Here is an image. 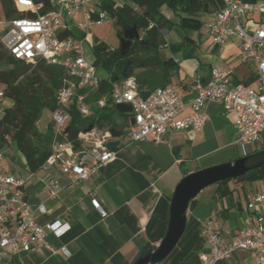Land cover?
<instances>
[{
  "label": "crops",
  "instance_id": "1",
  "mask_svg": "<svg viewBox=\"0 0 264 264\" xmlns=\"http://www.w3.org/2000/svg\"><path fill=\"white\" fill-rule=\"evenodd\" d=\"M102 1L92 0L90 4L94 3L97 10H89L93 14L100 11L98 6ZM113 1L118 5L125 3V0ZM202 2V11L196 15L202 25L198 31L180 29L171 12L164 11L165 18L173 24L169 32L164 30L165 46L160 48L165 60L172 59L166 86L174 88L182 103L194 96L191 89L194 78L199 77L200 83L205 85L213 67L228 72L231 87L242 85L257 89L259 86L256 67L243 60L239 41L231 39L225 45H216L207 34L206 24L223 8V1ZM76 17L80 20L81 13ZM260 20L255 15L243 22V26L251 33ZM69 32L81 41L83 55L85 47L92 50L94 38L88 29L72 26ZM186 39L182 50L171 53L168 45L180 44ZM206 112L208 122L202 130L168 131L159 143H154L152 137L139 143H126L124 133L130 125L131 114L117 115V129H122L123 134L119 147L114 149L115 159L100 168L92 179L79 184L55 167L47 171L39 168L31 173L19 152L11 147L3 149L2 167L23 183V195L29 206L33 210L40 204L45 207V213H35L37 224L44 226L60 221L69 226L61 236L46 232V246L28 253L8 252L6 264H133L140 258L141 248H155L161 240L169 203L179 181L192 172L242 157L234 143L232 115L225 113L217 103H208ZM262 141L250 153L259 149ZM227 188L231 191L230 198H219L214 185L195 197L193 206L186 212L184 234L169 254L170 259L166 261L168 256L163 264H186L205 251L200 229L207 221H211L228 242L242 227L246 204L257 193L264 194V180L231 181ZM51 193H55L53 199ZM93 201L106 213L105 217L94 207ZM256 212L264 214V204ZM225 264L252 263L247 253L237 252Z\"/></svg>",
  "mask_w": 264,
  "mask_h": 264
},
{
  "label": "built area",
  "instance_id": "2",
  "mask_svg": "<svg viewBox=\"0 0 264 264\" xmlns=\"http://www.w3.org/2000/svg\"><path fill=\"white\" fill-rule=\"evenodd\" d=\"M17 13L4 18L0 13V44L6 55L28 65L44 63L59 67L66 74L63 85L55 92L56 109L51 112L50 123L53 141L50 154L42 170L55 167L62 175L71 177L79 184L92 179L100 168L115 159V150L106 147L111 140L108 130L96 127L90 131H78L75 141H70L64 130L70 120L69 105L76 100V109L82 118H88L95 109L106 108L101 98L87 103L88 96L99 86L100 78L91 61L84 58L81 41L75 37H62L71 27L88 29L102 25L108 18L104 11L92 13V0H55L54 8L43 12V5L34 0H10ZM223 8L206 24L212 43L225 45L237 39L243 60L256 67L259 86L228 85V72L211 68L210 79L205 84L194 78L191 89L193 98L182 103L172 86L156 88L146 99L140 97L133 78L122 79L120 85H112L111 104L131 107L133 123L124 133L126 143H139L152 137L159 143L168 131H200L208 122L206 105L217 103L222 110L232 115L235 132L234 143L242 157L259 146L264 136V0L252 3L240 0H222ZM81 13V19L77 14ZM259 16L257 27L250 33L243 22ZM165 35V31H161ZM165 46V45H163ZM113 49V48H111ZM82 91L83 93H79ZM4 90L0 87V119L4 116ZM0 151V264H6L5 255L28 253L46 246V232L61 236L69 226L60 221L40 226L35 213H45L40 204L33 210L23 195V183L2 167ZM55 193L50 194L53 199ZM264 204V194L257 193L247 204V214L242 227L226 242L224 237L207 221L200 229L206 250L196 258L198 264L226 263L237 252L247 253L252 264H264V214L257 213ZM102 217L106 213L93 201ZM68 255L67 251H63Z\"/></svg>",
  "mask_w": 264,
  "mask_h": 264
},
{
  "label": "trees",
  "instance_id": "3",
  "mask_svg": "<svg viewBox=\"0 0 264 264\" xmlns=\"http://www.w3.org/2000/svg\"><path fill=\"white\" fill-rule=\"evenodd\" d=\"M43 5V12L54 8L55 0H34ZM202 0H125L123 4H116L113 0H103L98 8L108 14L116 26V36L120 39L123 32L134 27L140 40H133L126 54L120 55L119 46L111 49L105 43L94 39L91 50V62L104 76H99L98 88L91 93L86 102L94 103L104 98L106 108L95 109L88 118H82L76 109V100L69 105L70 120L67 127L76 131H84L88 126L101 130L117 128L116 116L121 114L111 104L110 93L112 85L122 81L121 71L126 60H131L134 65L142 68L130 76L137 84L139 92H151L156 88L165 87L169 83V72L172 70V59H164L160 48L164 45L161 31L169 32L172 23L165 18L164 11L168 10L177 19L178 27L182 30L198 31L201 22L196 15L201 13ZM0 13L4 18L17 15L10 0H0ZM71 32H66L62 37H71ZM187 39L180 44L168 45L171 53L182 50ZM0 87L4 90L6 100L11 102L5 109L4 116L0 119V151L11 147L19 152L25 161L26 169L36 172L50 154V145L53 141L51 123L46 131L40 133L36 124L44 109L53 112L56 109L55 92L63 85L66 74L59 67L49 66L44 63L28 65L13 60L7 56L0 44ZM116 78V79H115ZM79 93H83L79 91ZM111 105V106H109ZM264 148V140L258 151ZM264 180V166L232 180H225L214 185L219 198L231 197L227 184L253 183ZM194 199L189 207L193 206ZM168 214H166L164 228L160 239L164 236ZM154 247L145 246L139 250L141 257ZM186 264H198L193 258ZM225 264V263H218Z\"/></svg>",
  "mask_w": 264,
  "mask_h": 264
},
{
  "label": "water",
  "instance_id": "4",
  "mask_svg": "<svg viewBox=\"0 0 264 264\" xmlns=\"http://www.w3.org/2000/svg\"><path fill=\"white\" fill-rule=\"evenodd\" d=\"M133 40H140V36L134 27L125 30L123 36L119 39L120 55L127 53ZM141 68L142 65L138 67L134 65L131 60H126L120 78L127 79L137 73ZM148 94V92H141L140 97L146 99ZM115 109L117 112L124 114H129L131 112V107L124 104L115 105ZM132 123L133 119L131 118L130 125ZM91 128V126H88L84 132L90 131ZM64 134L68 136L70 141H75L78 137V131L68 127L65 128ZM109 134L111 140L106 143V147L110 150H114L120 145V137L123 134V130L112 128L109 130ZM263 166L264 148L235 159L232 162L205 168L184 176L179 181L172 194L168 207V221L164 236L154 250L148 251L133 264H160L169 256L184 234L186 227V212L189 203L191 200L195 199L202 190L225 180L236 179Z\"/></svg>",
  "mask_w": 264,
  "mask_h": 264
},
{
  "label": "rangeland",
  "instance_id": "5",
  "mask_svg": "<svg viewBox=\"0 0 264 264\" xmlns=\"http://www.w3.org/2000/svg\"><path fill=\"white\" fill-rule=\"evenodd\" d=\"M89 8L92 9L93 11L97 10V6H95L94 3L90 4ZM88 31H89V34L91 35L92 38L98 39L99 41L105 43L110 48H116L119 46V39L116 36V26H115L113 20L110 18H108L100 26H95V25L89 26ZM164 52L165 51H163V53ZM84 58L87 61H91V59H92L91 51H90L89 47H85V49H84ZM2 68H3V66L0 63V69H2ZM97 74L100 76H104V74L101 73L100 71ZM4 103H5V105H11V102L9 100L4 101ZM95 108L96 107H94V110H95ZM50 117H51V112L44 109L41 113V116H40L37 124H36L37 130L39 132L45 131L48 123L50 122ZM263 139H264V136H263ZM170 257L171 256H169V258H167L166 261H168L170 259ZM160 264H163V262Z\"/></svg>",
  "mask_w": 264,
  "mask_h": 264
}]
</instances>
